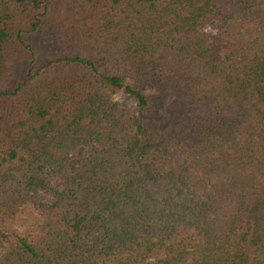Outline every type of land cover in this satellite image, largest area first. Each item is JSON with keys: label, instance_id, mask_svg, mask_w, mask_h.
<instances>
[{"label": "trees", "instance_id": "trees-1", "mask_svg": "<svg viewBox=\"0 0 264 264\" xmlns=\"http://www.w3.org/2000/svg\"><path fill=\"white\" fill-rule=\"evenodd\" d=\"M0 264H264V0H0Z\"/></svg>", "mask_w": 264, "mask_h": 264}, {"label": "rangeland", "instance_id": "rangeland-1", "mask_svg": "<svg viewBox=\"0 0 264 264\" xmlns=\"http://www.w3.org/2000/svg\"><path fill=\"white\" fill-rule=\"evenodd\" d=\"M61 16L56 19L53 23L48 24L44 23L40 28L33 33H30L26 36V41L33 46V50L35 51L36 62L41 63L48 58H52L55 56H59L63 53L64 40L58 34V21ZM207 31H213L212 27L207 25L205 28ZM25 59L19 63H16V70L14 72L13 77L9 79L7 86H12L18 82H20L28 69L27 58L28 55H25ZM114 99L120 103H123L127 106H134L135 101L133 97L123 93L118 92L114 95ZM56 182V181H55ZM56 184V183H55ZM58 185V184H57ZM39 198L43 200H49L51 197L44 194L43 192L38 193ZM29 222V219L24 218L23 221L19 222L16 225V229L18 231H22L25 228V225Z\"/></svg>", "mask_w": 264, "mask_h": 264}]
</instances>
